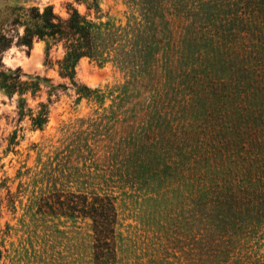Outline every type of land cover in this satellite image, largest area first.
<instances>
[{
    "label": "rangeland",
    "instance_id": "rangeland-1",
    "mask_svg": "<svg viewBox=\"0 0 264 264\" xmlns=\"http://www.w3.org/2000/svg\"><path fill=\"white\" fill-rule=\"evenodd\" d=\"M94 1L0 0V24L15 5H51L62 18L73 7L101 27L140 23L127 0ZM213 36L211 25L188 35L170 65L159 62L156 80L139 65L130 74L80 58L74 85L59 75L60 47L47 56L41 41L31 49L13 42L2 63L38 83L40 93L33 101L0 90V264H94L89 218L37 213L39 198L57 191L112 202L114 264H264V211L254 214L260 206L240 201L254 219L234 233L226 226L232 196H264L249 133L263 97L229 91L231 59L215 52ZM50 85L60 88L47 104ZM21 100L27 108L19 119ZM39 102L47 111L41 129L26 111ZM120 137L115 152L108 141ZM248 171L263 180H248Z\"/></svg>",
    "mask_w": 264,
    "mask_h": 264
},
{
    "label": "trees",
    "instance_id": "trees-1",
    "mask_svg": "<svg viewBox=\"0 0 264 264\" xmlns=\"http://www.w3.org/2000/svg\"><path fill=\"white\" fill-rule=\"evenodd\" d=\"M127 3L141 17L140 23L133 29L108 25L101 27L80 15L73 7L67 9L65 18L57 15L51 5L43 8L22 5L9 7L2 16V21L6 20V23L0 24V90L10 99L14 95L23 97L29 93L33 101L38 98L36 94L40 93L38 83L22 81L19 69L12 72L2 63L3 53L13 42L31 49L34 42L41 41L45 44L47 56L52 47H60L63 56L57 61L59 75L72 85L76 62L83 57L101 63L110 61L130 74V70L139 65L144 67L142 75L156 80L160 65L172 63L174 55L181 50L183 40L188 35L194 36L195 32L202 31V26L211 25L215 52L231 59L227 65L229 91L248 98L263 97L257 99L260 103L255 109L254 129L249 131L250 144L254 150L251 162L255 167L261 166L259 170L262 171L264 151L259 149L264 145V130L261 129L263 121L256 118L260 116L258 107L263 109L264 106V0H127ZM93 5L96 6L94 0ZM15 28L17 31L12 35ZM53 86L50 85L46 92L47 104L51 103V96L56 97V94H50L51 91L60 88L59 85ZM83 89L87 91L86 87ZM89 94L84 92L81 96L90 98L92 95ZM25 108L27 104L21 100L17 107L19 119L25 115ZM37 108L26 111L30 114L32 126L41 129L46 123L47 111L41 102L37 103ZM108 143L117 147L115 152L123 148L121 137L115 143ZM246 176H250L248 180L254 182L263 180V177L253 178L255 176L249 171ZM240 201H245L246 205L255 203L260 209L255 210V213L253 209L249 217L240 210ZM36 211L62 217L89 218L93 235V263L114 264L117 215L106 196L52 192L39 198ZM260 211H264L263 195L251 193L242 199L232 196L226 226L233 233L239 231V227L247 220L254 219L253 213L258 215Z\"/></svg>",
    "mask_w": 264,
    "mask_h": 264
},
{
    "label": "clouds",
    "instance_id": "clouds-1",
    "mask_svg": "<svg viewBox=\"0 0 264 264\" xmlns=\"http://www.w3.org/2000/svg\"><path fill=\"white\" fill-rule=\"evenodd\" d=\"M81 12H83V9H81Z\"/></svg>",
    "mask_w": 264,
    "mask_h": 264
}]
</instances>
